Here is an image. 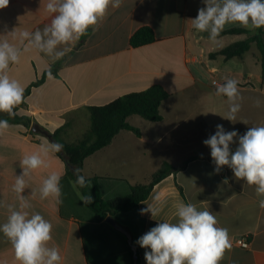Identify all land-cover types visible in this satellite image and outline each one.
<instances>
[{"label": "crops", "instance_id": "0c3cea01", "mask_svg": "<svg viewBox=\"0 0 264 264\" xmlns=\"http://www.w3.org/2000/svg\"><path fill=\"white\" fill-rule=\"evenodd\" d=\"M47 2L10 0L8 7L0 9V40L7 39L22 47L20 32L33 33L50 24L54 14L46 11ZM205 6L203 0H121L120 7H109L105 17L86 35L69 45L58 46V51L65 52L63 57L54 59L30 49L23 53L19 64L10 65V77L21 83L24 92L28 90L15 113L29 119L30 125L26 128L20 123H9L11 127L0 135V225L7 221L9 205L19 209L13 185L22 173L20 161L26 154L38 152L42 144L52 143L33 132V125L51 135L60 130V139L73 144L89 129V107L104 106L123 95L157 85L169 94L160 105L162 120L151 123L137 116L129 117V124L140 130V136L120 132L109 146L84 160L82 175L140 180L139 169L126 167L127 158L112 163L108 156L125 147L156 148L158 169L149 172L150 177L164 163L173 168L185 167L165 176L144 201L120 218L119 224L129 232L135 245L137 264H147L145 252L150 251L137 243L139 238L160 222H177L176 205L180 202L212 212L217 226L228 230L232 248L225 252L220 264H264V208L259 207V200L264 197L257 196L254 185L237 180L229 167L224 166L217 173L210 147L203 143L210 133L216 132V124L225 128L236 121V117L233 121L224 118L229 102L227 97L217 95V87L212 83L222 85L226 79L237 80L241 111L243 107L255 106L257 100L264 104L262 70L252 73L242 61L244 55L241 60L210 57L236 41L222 47L219 40L227 35H219L212 42L207 32L199 33L192 27L191 19ZM142 27L152 29L155 41L132 48L130 37ZM228 29L231 28L223 31ZM253 32L256 29H250L249 35ZM48 70L53 78L46 76L32 86ZM237 146L238 141L231 145L232 150ZM90 159H95L100 173L89 168ZM48 165L25 177L27 187L22 195L31 204L26 211L38 212L51 222L49 247L58 248L61 264H88L80 221L60 217L55 198H40L43 180L53 172L62 177L66 171L56 153H49ZM156 195L163 202L160 213L154 217L150 212L141 215V209L155 204ZM241 237L249 241L247 249L234 243ZM87 240H92L95 264H129L124 243L107 230H89ZM0 264H18L2 232Z\"/></svg>", "mask_w": 264, "mask_h": 264}, {"label": "clouds", "instance_id": "9594fccd", "mask_svg": "<svg viewBox=\"0 0 264 264\" xmlns=\"http://www.w3.org/2000/svg\"><path fill=\"white\" fill-rule=\"evenodd\" d=\"M10 0H0V9L8 7ZM206 5L198 10V15L191 19L192 27L199 33L207 32L209 39L216 42L220 33L228 24H239L250 29L264 27V0H203ZM121 0H48L46 11L54 14L50 24L43 30L18 34L20 46L0 40V113L14 116L19 105L24 102V87L9 75L10 65L19 64L21 56L30 49L59 59L64 50H57L60 45H69L86 35L89 28H94L101 21L109 7H120ZM14 35V31H12ZM27 41V44H24ZM49 78L52 73L49 70ZM217 95L227 97L230 121L235 120L240 110L238 81L226 79L218 85ZM257 106L259 102L257 101ZM11 125L8 120L0 119V135ZM215 134L203 143L210 147L211 157L217 173L227 166L237 180L255 186L257 196L264 197V126L250 127L245 134L237 131H225L223 125H216ZM235 138V139H234ZM233 151L231 145L237 143ZM63 145L52 142L41 145L38 152L26 154L20 161L22 173L17 175L13 191L17 194L19 209L8 206L7 221L0 225V232L10 242L18 264H61L62 257L58 248L49 247L52 240V224L40 213L29 214L26 209L31 204L22 195L27 187L25 177L33 170L47 168L49 153H59ZM75 183L81 188L89 186L80 169L74 170ZM61 176L55 172L49 174L39 189L42 200L49 197L61 203ZM81 200L90 204L91 195H82ZM154 205L141 209V215L150 212L151 216L161 211L160 195L154 197ZM159 205V206H157ZM259 207L264 208V198L259 200ZM177 222H160L139 238L137 243L150 251L145 252L147 264H220L227 250L232 248L228 230L218 227V221L212 212L198 210L194 204L180 202L176 205Z\"/></svg>", "mask_w": 264, "mask_h": 264}, {"label": "trees", "instance_id": "16d2710c", "mask_svg": "<svg viewBox=\"0 0 264 264\" xmlns=\"http://www.w3.org/2000/svg\"><path fill=\"white\" fill-rule=\"evenodd\" d=\"M249 34V31L239 28H231L220 33L223 35H240ZM264 27L256 29V33L248 35L246 38L236 41L216 53L210 54L213 56H223L224 59L236 58L241 60L243 55L249 51L251 44H256L261 53V70L264 81ZM155 41V35L151 28L142 27L138 29L129 40L132 48L152 44ZM46 71L41 80L34 83L32 86H37L41 81L48 76ZM28 90L24 92V95ZM169 97V94L160 86H152L144 91L129 93L123 95L116 100L104 105L89 107L90 127L82 135L81 139L73 144H67L59 137L57 130L52 135V142H58L63 145V150L56 153L64 162L66 171L61 177L60 185L62 189L61 203H59V215L63 219H76L80 221V229L82 232L83 246L88 264H95L93 251L91 248L92 240H87L89 230L102 228L110 232L115 238H119L120 242L124 243L127 250V258L129 264H133L132 251L127 244L125 237L115 231L107 222L106 218L111 217L118 224L122 215L130 210H133L138 204L144 201L152 188L168 174L180 170L185 165L173 168L168 164H162L151 177L147 184L129 185V192L126 195H117L111 199H105L99 189V183L105 180L98 176L86 178L89 186L81 188L75 183L77 175L75 169H80L85 159L94 155L96 152L109 146L112 140L122 131L131 132L137 137L140 136V130L129 124L128 118L137 116L144 121L157 123L162 120L159 109L160 105ZM16 109H14L15 111ZM0 119H6L9 123H20L26 128L29 127L30 121L25 117L16 115L9 116L7 113H0ZM180 190V189H179ZM82 195H91L92 202L90 204L81 200ZM120 225V224H119ZM140 228L137 229L138 235ZM115 243V240H113ZM116 248V247H115ZM118 249H114V253H118Z\"/></svg>", "mask_w": 264, "mask_h": 264}, {"label": "rangeland", "instance_id": "374dc122", "mask_svg": "<svg viewBox=\"0 0 264 264\" xmlns=\"http://www.w3.org/2000/svg\"><path fill=\"white\" fill-rule=\"evenodd\" d=\"M240 28L245 29L247 31L250 28H245L240 26L239 24H228L225 28ZM255 33V32H253ZM249 34L245 35H227L219 40V45L222 47L231 43V41H240L247 37ZM264 41V35L262 36ZM260 59L261 53L257 48L256 44H251V49L244 54L243 62L246 66L251 68L252 73H259L261 70L260 67ZM257 101L259 102V106H257ZM256 101V105L251 108L243 107V109L236 114V121L233 123L227 124L225 126V131H237L239 135H243L250 127L254 126H264V104L259 100ZM217 125V124H216ZM90 127V126H89ZM216 127H214L215 129ZM217 130V129H216ZM215 134V132L210 133L211 135ZM81 139V138H80ZM79 141V140H78ZM77 141V142H78ZM238 141V139H237ZM158 150L156 148H144L140 147L139 149H132L131 147H125L122 151H117L115 153H111L108 157L109 161L113 163V161L118 162L127 158V163L129 165L126 166L127 168L131 169H139V175L137 177L140 180H133L131 177L129 179H112V178H105L102 183H99V189L105 199L114 198L117 195H126L129 192V185H134L136 183L140 184H147L150 182L151 177L148 175L149 172L158 169V163L155 153ZM95 159H90L89 161V168L94 171V173L98 172L97 166L95 164ZM134 163V164H133ZM144 179V180H143ZM139 181V182H138Z\"/></svg>", "mask_w": 264, "mask_h": 264}, {"label": "water", "instance_id": "95a60500", "mask_svg": "<svg viewBox=\"0 0 264 264\" xmlns=\"http://www.w3.org/2000/svg\"><path fill=\"white\" fill-rule=\"evenodd\" d=\"M32 131L42 134L43 136H45L47 139H52V135L50 133H47L43 130H41L40 128H38L37 125H33L32 126ZM106 222L117 232H119L120 234H122L125 238L126 241L128 243V245L130 246V249L132 251V257H133V264H137V255H136V248L135 245L132 243V237L129 234V232L123 228L121 225H119L115 220H113L111 217H107L106 218Z\"/></svg>", "mask_w": 264, "mask_h": 264}, {"label": "built area", "instance_id": "2783aa9c", "mask_svg": "<svg viewBox=\"0 0 264 264\" xmlns=\"http://www.w3.org/2000/svg\"><path fill=\"white\" fill-rule=\"evenodd\" d=\"M212 85L214 87H217L218 86V84L216 82H213ZM234 243L237 246H239L241 248H244V249H247L249 247V241L247 240V238H244V237L238 238L237 240H235Z\"/></svg>", "mask_w": 264, "mask_h": 264}]
</instances>
